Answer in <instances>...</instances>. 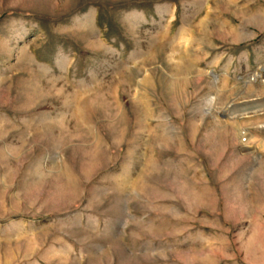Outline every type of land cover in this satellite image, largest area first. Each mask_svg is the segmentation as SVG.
<instances>
[{
    "label": "rangeland",
    "instance_id": "374dc122",
    "mask_svg": "<svg viewBox=\"0 0 264 264\" xmlns=\"http://www.w3.org/2000/svg\"><path fill=\"white\" fill-rule=\"evenodd\" d=\"M0 264H264V0H0Z\"/></svg>",
    "mask_w": 264,
    "mask_h": 264
}]
</instances>
